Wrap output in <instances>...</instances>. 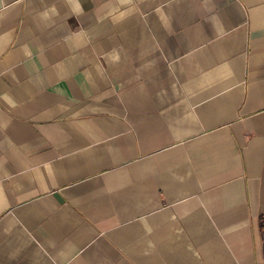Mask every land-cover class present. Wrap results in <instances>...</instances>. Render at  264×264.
I'll use <instances>...</instances> for the list:
<instances>
[{"label": "crops", "instance_id": "obj_1", "mask_svg": "<svg viewBox=\"0 0 264 264\" xmlns=\"http://www.w3.org/2000/svg\"><path fill=\"white\" fill-rule=\"evenodd\" d=\"M0 264H264V0H0Z\"/></svg>", "mask_w": 264, "mask_h": 264}]
</instances>
